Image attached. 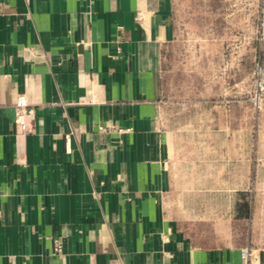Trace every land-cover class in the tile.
I'll return each mask as SVG.
<instances>
[{"label":"crops","instance_id":"0c3cea01","mask_svg":"<svg viewBox=\"0 0 264 264\" xmlns=\"http://www.w3.org/2000/svg\"><path fill=\"white\" fill-rule=\"evenodd\" d=\"M242 4L253 28L260 0H0V264H264V153L185 140L165 67Z\"/></svg>","mask_w":264,"mask_h":264},{"label":"rangeland","instance_id":"374dc122","mask_svg":"<svg viewBox=\"0 0 264 264\" xmlns=\"http://www.w3.org/2000/svg\"><path fill=\"white\" fill-rule=\"evenodd\" d=\"M246 14L242 4L234 21L220 30L209 16L179 23L180 39L166 56L165 67L172 82L169 108L180 113L174 123L186 129L183 138L225 142L226 129L248 128L258 164L264 153V39L251 38L250 30L262 31V24L256 17L259 22L251 28ZM236 137L240 141L245 135Z\"/></svg>","mask_w":264,"mask_h":264},{"label":"built area","instance_id":"2783aa9c","mask_svg":"<svg viewBox=\"0 0 264 264\" xmlns=\"http://www.w3.org/2000/svg\"><path fill=\"white\" fill-rule=\"evenodd\" d=\"M262 2L260 7V22L262 24V28H264V0H260ZM15 110V124L19 132L26 134L30 131V125L32 120L35 117V108L28 104L24 96H19L17 101L14 104ZM2 114V106L0 105V117ZM243 257L248 259L250 256V251L248 248H244L242 250Z\"/></svg>","mask_w":264,"mask_h":264}]
</instances>
